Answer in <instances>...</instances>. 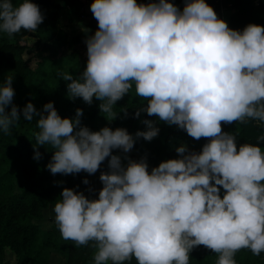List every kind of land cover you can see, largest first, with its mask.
Masks as SVG:
<instances>
[{
	"label": "clouds",
	"instance_id": "9594fccd",
	"mask_svg": "<svg viewBox=\"0 0 264 264\" xmlns=\"http://www.w3.org/2000/svg\"><path fill=\"white\" fill-rule=\"evenodd\" d=\"M90 11L98 27L85 37L86 66L77 78L58 73L68 82L67 97L88 105L95 97L111 121L116 102L134 87L147 101L136 109V118L146 112L207 143L199 152L182 143L175 148L178 158L149 172L145 158L126 155L134 147L126 129L92 131L81 124L82 109L62 118L51 101L42 110L31 102L19 109L13 104L14 77L7 76L0 83V132L10 135L21 114L29 123L35 117L33 158H42L40 146L50 148L51 174H95L107 158L109 171L100 172L97 198L62 188L53 207L62 239L76 246L92 242V264L133 259L189 264L190 252L201 245L218 254L216 264H236L242 249L259 256L264 252V150L258 144L238 146L222 123L251 120L264 127V26L232 29L205 0H185L182 9L170 0H92ZM43 19L31 0H0V33L9 37L22 29L36 32ZM143 124L146 130L135 137L151 141L159 128L153 120ZM114 149L125 154L126 165Z\"/></svg>",
	"mask_w": 264,
	"mask_h": 264
},
{
	"label": "trees",
	"instance_id": "16d2710c",
	"mask_svg": "<svg viewBox=\"0 0 264 264\" xmlns=\"http://www.w3.org/2000/svg\"><path fill=\"white\" fill-rule=\"evenodd\" d=\"M18 3L19 0H13ZM38 5L44 19L38 25L36 32L21 30L9 37L0 33V83L11 75L12 87L15 91L13 104L22 109L26 102H31L37 110L51 101L58 114L71 119L76 108L83 111L81 124L92 131H98L107 126L113 130L124 128L134 137V149L145 158L148 171L162 161L178 158L175 148L185 144L190 151L199 152L206 139L195 140L186 131L175 125H168L158 117H150L141 112L139 118L134 116L138 107L147 103L135 95L134 87L122 99L116 102L113 110L116 116L109 121L99 110V103L93 97L91 105L77 97L70 100L67 97L66 84L59 79V72H70L74 78L86 66L87 55L77 46L91 35L98 24L90 7L86 12L89 19L81 25L80 30L64 40H50L42 34L43 26L58 25L59 13L62 8L71 9L80 0H31ZM149 0H137V3H147ZM182 9L185 0H170ZM230 28L242 30L247 24L254 23L264 26V0H205ZM82 28L89 31L85 33ZM27 36L35 38L33 43L26 40ZM32 53L35 67L21 64L22 56ZM125 111L127 115H125ZM153 120L159 128L158 135L151 141L142 137L136 138L135 133L146 130L143 120ZM225 132L237 137V145L243 143L258 144L264 150V141L257 137L264 135V127H258L254 121L246 124L239 122L223 124ZM36 118L29 123L22 114L18 124L11 129L10 135L0 132V264L3 263V253L8 248L14 253L12 264H47L51 255L61 256L64 264H92L95 248L92 242L85 246H76L71 241L62 239L59 230L53 222L51 227L43 229L40 221L45 218L46 211L51 212L50 219L54 221V204L60 199L62 188H78L84 185L83 180L89 175L86 172L77 174H51L46 165L52 150L39 147L42 154L40 160H35ZM114 155H120L118 149L112 150ZM108 161L100 168H107ZM224 190L221 188V196ZM97 198V197H96ZM94 199V198H93ZM189 264H216L218 254L204 246L195 247L190 252ZM236 264H264V252L254 256L250 250L242 249L235 254ZM127 264H136L135 259Z\"/></svg>",
	"mask_w": 264,
	"mask_h": 264
},
{
	"label": "rangeland",
	"instance_id": "374dc122",
	"mask_svg": "<svg viewBox=\"0 0 264 264\" xmlns=\"http://www.w3.org/2000/svg\"><path fill=\"white\" fill-rule=\"evenodd\" d=\"M92 3V0H80L79 4H76L74 7L71 9L68 8H62L58 11L59 13V22L58 25L55 24H47L43 26L42 28V34L46 35L50 40H55V41H62L64 38H68L74 34H76L83 23H85L88 19L89 16L87 15V11L90 7V4ZM35 40L34 37L32 36H27L26 40L29 43H33ZM85 41V40H84ZM80 43L77 48L86 55V45L84 43ZM25 55L27 57L31 58V60L27 63V66H30L31 68L35 67V60L33 58L32 53H25L22 56V62L21 64H26V61L24 59ZM207 143V140L205 141ZM119 156L121 157V162L122 164L126 165L127 160L124 159L125 154L119 150ZM129 158L132 160H140L141 159V154L132 149L129 153L126 154ZM109 171L108 167L107 168H99L98 171L95 174H91L87 176V180L89 181L88 185H83L82 187L74 188V191H78L83 193L87 198L93 199L98 197V191L102 187V183L99 180V175L100 172H107ZM91 189V191H89ZM49 216H51L50 211H46L45 218L40 221V224L43 229H48L51 227L53 219H50ZM3 255V260L5 261L4 264H12L15 257L14 253L10 249H6L4 251ZM56 256V255H54ZM55 264H63L61 262H57V259L54 261Z\"/></svg>",
	"mask_w": 264,
	"mask_h": 264
},
{
	"label": "crops",
	"instance_id": "0c3cea01",
	"mask_svg": "<svg viewBox=\"0 0 264 264\" xmlns=\"http://www.w3.org/2000/svg\"><path fill=\"white\" fill-rule=\"evenodd\" d=\"M55 259H57V262H61L62 261V263L64 264L63 258L61 256H58V255H56V256L51 255L47 264H55L54 263ZM3 263H5L4 260H3Z\"/></svg>",
	"mask_w": 264,
	"mask_h": 264
}]
</instances>
